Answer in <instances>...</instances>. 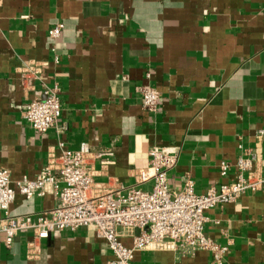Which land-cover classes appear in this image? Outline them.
Returning a JSON list of instances; mask_svg holds the SVG:
<instances>
[{"label":"crops","instance_id":"obj_1","mask_svg":"<svg viewBox=\"0 0 264 264\" xmlns=\"http://www.w3.org/2000/svg\"><path fill=\"white\" fill-rule=\"evenodd\" d=\"M59 22L64 28L53 40L49 29ZM148 83L162 95L155 113L142 105L141 87ZM55 85L65 132L38 134L23 112ZM260 129L264 0H0V168L11 171L14 188L57 158L62 140L71 150L84 143L94 151L111 148L114 164L90 162L96 181L112 188L137 184L152 146L181 147L169 186L181 190L189 173L195 191L205 193L232 176L233 168L227 177L220 174V163L234 164L243 149L255 150L264 169ZM58 203L54 195L26 199L16 192L9 212L38 214ZM206 216V234L229 247L223 264H264V188ZM117 231L132 246L136 231ZM112 258L91 228L41 240L22 231L10 247L0 234V264H105ZM132 264L213 263L208 251L178 258L170 249H146L135 252Z\"/></svg>","mask_w":264,"mask_h":264},{"label":"built area","instance_id":"obj_2","mask_svg":"<svg viewBox=\"0 0 264 264\" xmlns=\"http://www.w3.org/2000/svg\"><path fill=\"white\" fill-rule=\"evenodd\" d=\"M64 28L59 22L49 29V37L57 40ZM55 52V47L52 48ZM55 61L59 59L55 56ZM146 78L151 79L150 72ZM144 109L158 111L162 95L148 83L141 87ZM61 100L57 85L47 88L45 96L32 99L25 107L23 118L38 134L55 128L60 135L65 127L59 124ZM264 139V129L256 134ZM60 154L48 162L33 179L24 176L12 186L11 171L0 168V234L7 247L13 245L22 231H32L35 239H46L52 233L66 229L91 228L106 241L113 258L105 264H132L137 251L173 250L178 258L193 256L199 251L212 254L213 264H223L228 246L213 240L205 232L209 221L206 211L217 206L234 203L248 192L264 188V169L260 166V155L255 150H244L234 164L220 163V174L229 179L205 193L195 191V183L189 173L184 177L179 191L168 184V172L179 162L181 147L152 146L148 151V165L137 170V184L103 187L95 179L92 159L100 160L102 166L114 164L111 148L94 151L86 143L71 150L61 140ZM152 182L149 190L139 187ZM16 192L26 199L35 196L54 195L59 203L56 207L38 214L14 216L9 212ZM217 223V222H215ZM119 227L136 231L132 246H126L118 234Z\"/></svg>","mask_w":264,"mask_h":264}]
</instances>
